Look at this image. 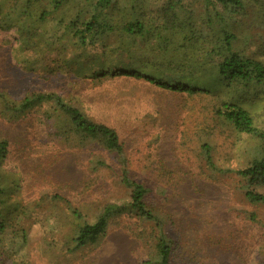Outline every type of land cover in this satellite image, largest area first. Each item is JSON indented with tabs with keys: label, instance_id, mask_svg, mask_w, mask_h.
Listing matches in <instances>:
<instances>
[{
	"label": "rangeland",
	"instance_id": "1",
	"mask_svg": "<svg viewBox=\"0 0 264 264\" xmlns=\"http://www.w3.org/2000/svg\"><path fill=\"white\" fill-rule=\"evenodd\" d=\"M163 2L149 0L150 22L160 18ZM48 34L57 40L62 29L49 22ZM247 35L246 40L239 39V49L264 61V37L259 39L258 31ZM127 55L110 40L105 49L89 47L82 53L68 49L71 68L50 62L51 73H32L15 64L0 33V87L14 97L25 91L61 90L86 115L113 127L124 144L130 170L152 190L154 211L166 227L170 220L175 223L183 259L179 261L264 264V202H247L239 177L232 172L212 174L195 150L178 144L182 136L204 128L214 162L231 170L246 164L252 139L217 123L214 132H208L211 94L171 92L131 78L88 77L97 63L126 61ZM241 97L264 123V94L251 91ZM51 125L36 111L13 124L0 120V137L9 141L1 172L7 185L14 187L1 211L5 225L0 233V264H144L153 239L150 227L134 217L114 220L92 245L70 248V220L65 204L55 203L54 195L88 210L90 216L104 202L127 199L116 182L114 161L92 173L89 160L104 153L49 136ZM191 140L190 149L196 148L198 139ZM88 179L92 186L86 191ZM255 189L264 194V185Z\"/></svg>",
	"mask_w": 264,
	"mask_h": 264
},
{
	"label": "trees",
	"instance_id": "2",
	"mask_svg": "<svg viewBox=\"0 0 264 264\" xmlns=\"http://www.w3.org/2000/svg\"><path fill=\"white\" fill-rule=\"evenodd\" d=\"M148 3L149 0H0V33L4 34L15 64L32 73H51L50 62L71 68L72 59L66 58L68 49L78 53L89 47L105 49L111 40L128 53L127 60L106 59L90 67L88 77L131 78L171 92L213 95L205 128L212 134L217 123L252 139L246 164L232 171L216 165L212 144L202 135L204 128L182 136L178 144L195 150L201 164L212 174L232 172L239 177L247 202H264V194L255 189L264 185V123L257 121L241 97L251 91L257 96L264 94V61L239 49V39L246 40L247 33L257 35L258 31V38L264 37V0H164L156 23L149 21ZM49 22L62 29L57 40L48 34ZM34 111L43 120L52 121L51 129H47L49 136L58 135L67 142L104 153L103 157L94 155L89 160L90 171L109 168V162L114 161L116 182L125 190L127 200L104 202L92 216L61 195L53 196L55 203L65 204L72 250L94 244L114 220L129 216L151 230L153 246L144 264H187L179 261L183 259L178 252L175 223L170 220L172 224L166 227L168 224L154 211L152 190L130 170L117 131L86 115L61 90L25 91L14 97L0 87V120L13 124ZM194 136L198 143L190 149ZM8 146L9 141L0 137V233L5 225L3 203L14 190L1 172ZM89 180L86 191L92 186Z\"/></svg>",
	"mask_w": 264,
	"mask_h": 264
}]
</instances>
